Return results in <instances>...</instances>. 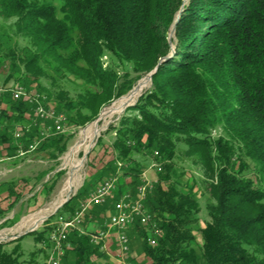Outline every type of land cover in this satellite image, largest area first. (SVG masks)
Segmentation results:
<instances>
[{
  "label": "trees",
  "instance_id": "trees-1",
  "mask_svg": "<svg viewBox=\"0 0 264 264\" xmlns=\"http://www.w3.org/2000/svg\"><path fill=\"white\" fill-rule=\"evenodd\" d=\"M0 17L26 45L3 48L8 38H0V67L8 68L3 85L33 84L65 130L94 120L157 66L150 88L119 120L104 175L65 203L58 217L72 218L97 186L117 178L106 202L91 208L106 209V218L141 184L143 168L132 154L148 155L162 162L159 185L144 202L160 231L155 246L146 242L143 226L130 227L141 229L146 264H264V0H0ZM63 81L80 85L79 92L71 96ZM34 108L27 99L0 94V159L42 136L31 153L53 161L65 151L70 135L36 118ZM179 145L202 169L208 221L197 230L200 207L192 187L170 181ZM18 181L4 184L7 206L34 188L31 179ZM162 182L170 183L163 189ZM52 186L48 181L41 188ZM8 208L0 205L1 218ZM37 233L35 239L45 236L30 234ZM67 235L72 264H90L91 255L110 264L99 243L75 230ZM15 245L0 246V264L24 262Z\"/></svg>",
  "mask_w": 264,
  "mask_h": 264
},
{
  "label": "rangeland",
  "instance_id": "rangeland-1",
  "mask_svg": "<svg viewBox=\"0 0 264 264\" xmlns=\"http://www.w3.org/2000/svg\"><path fill=\"white\" fill-rule=\"evenodd\" d=\"M10 23L11 22L9 20H4L3 18L0 17V38H8V40L6 41L2 39L3 41H5V43L3 44V48H7L9 46L11 47L13 46L14 43L17 44L16 46L18 48L25 47L26 46L25 41L16 38L15 36L12 35L10 29ZM104 60L107 61L108 59H104ZM7 71L8 68L6 65L0 67V94L8 93L13 98L12 95L13 92L16 91L18 88H21L23 90L24 95L18 99L13 98L14 100H19L23 98L26 99L28 98V96H36V95L40 96L43 98V100H40L39 103L37 101V105L39 104V106H41L43 110L45 109L50 110V112H52L54 116H59L58 114L55 113L53 107L50 104L46 103L47 101L46 97L36 92V90L33 88L34 86L33 84L32 87L30 88H28L25 85H21L20 83H15L14 81H9L5 85H3V79L5 78ZM150 72H148L145 75H142L139 79H137L132 89L128 93H130L140 81L146 79V76ZM147 82L148 84L140 90L135 100L130 102L131 106H133L138 101L139 97L146 90L150 88L151 78L150 81ZM42 83L45 86H48V82L42 81ZM61 86L67 89L71 96H74L77 92H79L81 88L80 85L76 86L66 81L61 82ZM127 94H125L124 96H126ZM121 97H118L117 99L111 101L109 104L101 107L95 119L86 123L83 127H78V128L71 127L66 130L63 129L62 133L63 134L65 133L67 135L69 134L70 137L66 144L65 151L56 160L48 161L46 159L39 157V155H37L36 153L34 154L31 152L25 155L20 154L18 152L17 155L11 157H7V155L3 153L4 157H1L0 159V205L2 206V208H7V207L9 208L7 209L8 211H6L5 214L6 218L4 219L0 217V232H5V231H9L11 233L18 232V235L16 237L9 238L5 241H0V246L2 247V250L9 251L14 246H16L15 243L18 241L19 249L23 252L24 255L22 258H20V261H24L21 264H29L28 262L31 263L33 262L32 260H34V262H36L37 264H45L47 262L48 257L52 255L54 249V242H53L54 239H52V233L57 228L58 216L56 213L60 211V209L63 207L65 203H67L70 199L74 198L80 191L82 192V190L85 187H88L89 185L95 183L98 180L99 175L102 174L103 168L114 157V149L112 147L114 134L120 128L119 125L120 118L126 116L125 110L130 106L126 107L122 111V113L118 115V117L114 118L111 121V123L106 127V129L97 136L94 142L86 150L85 148L81 147L76 151L72 152L71 154L69 153L71 147H73L75 143L78 141L80 131L83 130L89 124L95 122L98 119L103 109L110 107L116 100H118ZM29 103L34 104V107H36L35 103H31V102ZM35 110L36 109L34 108V113ZM35 117L40 119L49 118L44 115H42L41 117L39 114L36 113H35ZM42 138L44 137L42 136L39 140L33 141L32 143L37 142L38 145L39 142L42 140ZM183 149L184 147L182 145H179L178 149L176 150V155L172 160L173 168L171 172L170 181L173 185L180 186L182 188L190 187V186L192 187L193 193H195V197L200 207V212L198 214L199 225L195 226L194 228V230H197L199 226L200 227L203 226L204 223L208 221V216L205 211V205L206 203H208V199L204 191V185L202 181V169L199 166L192 164L189 158H185L183 156L181 152V150ZM132 157L142 165L143 169L141 173V184L139 186L142 185L146 187L145 198H147L148 194L152 193V191L154 190V187L159 185L158 183L159 172L157 171V169L158 167L161 168L160 163L162 162L155 161L153 158H150L148 155L143 156L141 154L133 153ZM66 159H67V163H66ZM81 160L83 161V163L76 172L77 177L80 180L78 187L70 192L64 191L62 192V195H60L62 185L69 172L70 167L68 165ZM115 163L118 164V166H120V164L117 163V161ZM103 175L104 174H102V176ZM20 178L31 179L32 182H35L34 188L32 191H29V189L23 190L22 193H24V196L22 195V197L15 204V206L10 207L12 204L10 206H7L8 203L5 200V197L7 196V188H5L4 184L5 182L18 183L19 182L18 180H20ZM48 181H50L51 183L53 182V186L51 188L43 187L42 189L41 186L46 184ZM117 182L118 179L116 178V183ZM169 183L170 182H164V183L162 182L160 185L163 189H165L166 187H168ZM148 187L149 188L151 187L150 191L147 190ZM33 195L36 197V199L32 201L31 197ZM126 195H128L133 200H135L136 198L135 196L132 197L130 194H126ZM60 196L63 198L61 201H60ZM67 198H69V200L65 202L60 208L57 209V207H59L60 204L63 203L64 200ZM92 207H90L86 211V213H84L83 221L80 223L78 227L79 229L78 232L80 231L79 233L83 235V232L89 233L88 230H90L93 233L96 232L97 230H101V231L106 230L108 232L107 237L104 239L102 244H104V246L107 247L108 252L105 253L104 255L106 257V260L110 264H111L110 259H112L113 264H118L116 259L117 246L115 242V235L117 233V230L116 229L108 230L107 228V220L110 213H108V215H106L105 218V214L106 212H108L106 211V209L105 211L102 212L100 208H96L92 210L91 209ZM144 211L149 213L145 205H144ZM43 214L46 215V218L38 225L37 228L30 229L29 226L31 221L29 220H31L35 216L43 215ZM98 215L100 216V218H98ZM88 216L90 217L89 219H87ZM134 224H139V223L135 222ZM27 230H33V231L26 232ZM81 230L83 232H81ZM37 231L45 232L44 233L45 236L42 237L40 235L42 238L40 240L37 238H36L37 240L35 239V237L39 235L38 233L30 234ZM122 231L126 234L128 238L129 251L126 254L127 262L130 264H146L148 262V259L145 258V255L143 254L142 240L141 237L139 236L141 234V229L126 227ZM67 236L68 235H66V244L68 245V249H69L70 244L67 242ZM61 246L62 247L65 246L64 242L61 243ZM66 252L67 250L64 251V254L61 257V261L63 263L65 262L66 264H68V261H70L69 263H71L72 261L75 260V258H73V253L71 251H69L67 255ZM30 254L34 256L30 257L31 256ZM99 261L100 260L95 256L92 255L90 256V264H99L98 263Z\"/></svg>",
  "mask_w": 264,
  "mask_h": 264
},
{
  "label": "built area",
  "instance_id": "built-area-1",
  "mask_svg": "<svg viewBox=\"0 0 264 264\" xmlns=\"http://www.w3.org/2000/svg\"><path fill=\"white\" fill-rule=\"evenodd\" d=\"M13 98L18 99L24 95L23 90L18 88L16 91L13 92ZM31 103H35V113L39 114L41 117L42 115L49 117V118H41V119H50L53 121L55 125V130L59 133L63 132V128L61 126V121L63 120L62 116H54L50 110H43L38 103L40 100H43L40 96H28L26 98ZM19 134H15V138H18ZM37 147V142H34L28 146L26 151H22L21 149L18 150L20 154H26L28 152H33ZM161 169L158 167L157 171L159 172ZM148 185V182H147ZM116 187V178L109 179L102 183L101 185L97 186L95 190L89 195L88 199L83 201L80 204V209L75 213L72 218H57V228L52 233V239L54 242V249L53 253L50 257H48L47 262L45 264H63L61 261V257L64 254V251L68 249V245L66 244V235L70 231H78V227L80 223L83 221V215L86 211L96 205H102L105 203L107 198L110 196L112 191ZM151 187L147 190L150 191ZM135 194V200L131 199L128 195H124L119 198L113 204V211L109 214L107 220V228L109 229H116L117 233L115 235V242L117 246V254L116 259L118 264H130L126 260V254L129 251L128 248V238L126 234L122 231L126 227H131L135 222L139 223L140 225L144 226L148 231L146 242L150 246H155L157 242V238L160 235V231L158 226L153 219L152 215L144 211L143 202L145 201V186L137 187ZM80 232V231H79ZM81 232H83L81 230ZM106 230H97L94 233H87L83 232V235H86L90 238V241L94 244H102L104 239L107 237ZM65 244L64 247L61 246V243ZM101 250L105 249L104 244H102Z\"/></svg>",
  "mask_w": 264,
  "mask_h": 264
},
{
  "label": "bare ground",
  "instance_id": "bare-ground-1",
  "mask_svg": "<svg viewBox=\"0 0 264 264\" xmlns=\"http://www.w3.org/2000/svg\"><path fill=\"white\" fill-rule=\"evenodd\" d=\"M148 82L143 79L140 81L134 88L133 90L128 93L126 96L119 98L116 100L110 107L105 108L101 111L98 119L86 126L83 130L80 131L79 133V139L75 143L73 147L70 149V153L76 151L77 149L83 147L85 150L94 142V140L97 138V136L106 129V127L111 123V121L118 117L122 113V111L127 107V105L134 101L135 98L138 96L140 90L146 86ZM67 163V159H66ZM83 161H76L74 163H71L68 165L69 172L68 175L62 185L61 188V194L62 192H70L72 190H75L78 187L79 184V179L77 177L76 172L82 165ZM63 198L60 196V201ZM46 218V215H38L33 217L30 223L29 228L30 229H35L38 227V225ZM57 218H63V217H57ZM18 235V232L16 233H11L9 231L5 232H0V241H5L9 238L16 237Z\"/></svg>",
  "mask_w": 264,
  "mask_h": 264
},
{
  "label": "water",
  "instance_id": "water-1",
  "mask_svg": "<svg viewBox=\"0 0 264 264\" xmlns=\"http://www.w3.org/2000/svg\"><path fill=\"white\" fill-rule=\"evenodd\" d=\"M173 29H174V26L172 27V29H171V31H170V34H169V39H170V37L173 35ZM156 69H157V66H155V68L146 76V81H150V78H151V76L154 74V72L156 71ZM128 106H131V103H129L128 105H127V107ZM69 200V198H67V199H65L64 200V202L63 203H61L60 204V206L59 207H57V209L58 208H60L65 202H67ZM30 231H33V230H27L26 232H30ZM25 232V233H26Z\"/></svg>",
  "mask_w": 264,
  "mask_h": 264
},
{
  "label": "crops",
  "instance_id": "crops-1",
  "mask_svg": "<svg viewBox=\"0 0 264 264\" xmlns=\"http://www.w3.org/2000/svg\"><path fill=\"white\" fill-rule=\"evenodd\" d=\"M25 155V154H24ZM21 179V178H20ZM4 219L6 218V215L3 217ZM90 217L88 216V219H89ZM95 230H97V229H95ZM88 231H90V230H88ZM109 243V242H108ZM102 252H104V254L105 253H107L108 252V249H107V247L105 246V249L104 250H101ZM111 260V263L113 264V261H112V259H110Z\"/></svg>",
  "mask_w": 264,
  "mask_h": 264
}]
</instances>
